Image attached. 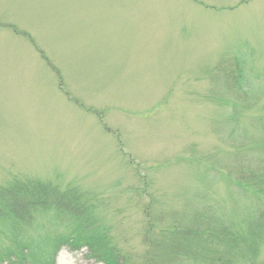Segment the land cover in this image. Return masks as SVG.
<instances>
[{"label":"rangeland","instance_id":"374dc122","mask_svg":"<svg viewBox=\"0 0 264 264\" xmlns=\"http://www.w3.org/2000/svg\"><path fill=\"white\" fill-rule=\"evenodd\" d=\"M263 163L264 0H0V203L78 188L128 264H191L174 223L255 209L227 175ZM32 210L29 235L73 229ZM54 262L103 264L66 243Z\"/></svg>","mask_w":264,"mask_h":264},{"label":"trees","instance_id":"16d2710c","mask_svg":"<svg viewBox=\"0 0 264 264\" xmlns=\"http://www.w3.org/2000/svg\"><path fill=\"white\" fill-rule=\"evenodd\" d=\"M255 170L248 172L250 175L228 174L227 177L236 186L252 191L258 199L257 207L247 210L242 217L211 207L196 212L187 222L174 223L169 237L177 245L175 252L178 250L183 257L189 258L191 264H264L258 258L264 244V163ZM68 188L73 192L71 195L52 182L33 184L26 179L16 181L5 191L7 196L0 203V219L5 221L4 227H0V264L5 261L9 264H54L57 249L64 243L87 246L90 256L103 264H128L127 253L111 234L110 227L95 215L86 199L75 196L81 193L78 188ZM37 207L69 209L66 216L73 229L57 233L55 237L38 238L27 234L34 214L32 209ZM151 251L156 253L153 246ZM149 257L152 256L148 254L144 264L154 260ZM155 262L160 264L159 260Z\"/></svg>","mask_w":264,"mask_h":264}]
</instances>
